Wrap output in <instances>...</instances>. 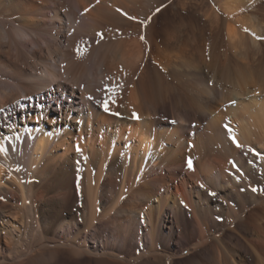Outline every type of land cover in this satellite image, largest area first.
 <instances>
[{
	"label": "bare ground",
	"instance_id": "obj_1",
	"mask_svg": "<svg viewBox=\"0 0 264 264\" xmlns=\"http://www.w3.org/2000/svg\"><path fill=\"white\" fill-rule=\"evenodd\" d=\"M0 149V264H264V0H0Z\"/></svg>",
	"mask_w": 264,
	"mask_h": 264
},
{
	"label": "snow or ice",
	"instance_id": "obj_2",
	"mask_svg": "<svg viewBox=\"0 0 264 264\" xmlns=\"http://www.w3.org/2000/svg\"><path fill=\"white\" fill-rule=\"evenodd\" d=\"M91 98V97H90ZM234 103V102H233ZM105 110L107 111L108 109L105 108ZM237 146H239V144H237ZM3 149H0V151H2ZM189 167H191V163L189 162ZM255 190V189H254Z\"/></svg>",
	"mask_w": 264,
	"mask_h": 264
}]
</instances>
